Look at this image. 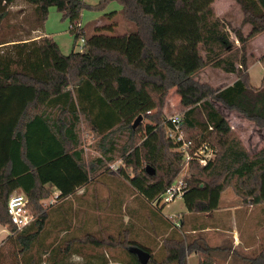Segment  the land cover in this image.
Instances as JSON below:
<instances>
[{"label": "trees", "instance_id": "16d2710c", "mask_svg": "<svg viewBox=\"0 0 264 264\" xmlns=\"http://www.w3.org/2000/svg\"><path fill=\"white\" fill-rule=\"evenodd\" d=\"M15 1L0 0V29ZM22 1L34 6L39 26L51 7L75 25L85 9L103 10L118 2L120 12L136 28L123 33L108 28L106 33L97 25L88 34L84 26L69 27L74 46L85 39L82 50L69 54L49 36L0 41V224L8 227L6 241L17 247L13 264L43 261L48 251L33 249L48 250L58 236L64 239L49 254L48 264H65L75 244L98 251L123 248L131 256L122 258L127 264H141L134 247L151 254L148 264H187V255L194 252L204 255L201 264H214L213 247L182 237L184 219L166 222L170 231L162 240L165 256L158 260L131 238L129 228L117 235L82 234L89 230L88 224L75 228L72 210L55 207L51 212L44 200L52 195L49 184L59 191L63 204L77 189L107 173L125 177L159 209L160 202L154 201L178 180L186 165L183 144L191 142L194 148H212L215 157L205 164L195 158L188 163L182 178L189 214L217 212L228 188L245 205H263L264 147L250 153L214 101L264 128V83L252 86L248 71V47L256 34L264 32V0H235L244 13L242 26L253 29L249 35L241 28L234 30L239 44L216 14L214 0ZM115 12L105 15L111 18ZM205 66L235 73L237 79L225 87H212L195 77ZM171 88L177 89L184 106L183 140L171 136L173 124L163 112ZM199 107L203 120L197 117ZM82 127L93 134L92 146L99 156L86 158ZM118 159L123 165L113 171L110 164ZM147 166L155 173L149 174ZM14 191L28 196L35 215L21 230L7 211ZM61 212L66 213L59 216L60 225L49 227L53 214ZM74 229H80L82 236H74ZM30 251L31 261L25 259ZM100 258V264L109 262L106 255ZM246 264H264V248Z\"/></svg>", "mask_w": 264, "mask_h": 264}, {"label": "rangeland", "instance_id": "374dc122", "mask_svg": "<svg viewBox=\"0 0 264 264\" xmlns=\"http://www.w3.org/2000/svg\"><path fill=\"white\" fill-rule=\"evenodd\" d=\"M89 4H98L100 0H84ZM213 8L218 16L223 18L227 24V29L229 30L230 36L233 40L236 39L234 30L241 28L245 35L251 34L253 29L250 25H244L242 26V20L244 17V13L242 9L240 8L239 4L235 0H214L212 3ZM121 5L118 2H111L108 4V6L103 10H89L85 9L82 12L81 17V23L86 29V32L88 34L94 33L95 24H98L102 27V31L108 32V28L114 30L116 33H123L127 31H134L135 30V24L132 22H129L126 20L124 15L120 12ZM112 11H117L114 14H112L111 18L106 17L105 14H109ZM37 14L35 13L34 6L31 4H28L22 0H17L14 3H12L9 6V13L5 20L3 21L2 27L0 29V41L4 40H11V39H33L37 37H42V30L49 34L47 36L52 37L60 46L61 50L65 54H69L73 49L76 51L79 50V46L81 45V39H79L76 43V46H74V36L69 30L70 21L68 19H62L61 13L56 9V7H51L49 11V15L47 20L42 26H39V21ZM100 20V21H99ZM99 21V22H98ZM42 27V29H41ZM111 30V31H112ZM110 32V31H109ZM236 44H239L238 40L236 39ZM202 53V56L205 57L206 52L204 50H200ZM248 58H249V75H250V83L255 88L261 87L264 83V32L256 34L253 39L251 40V43L248 47ZM237 76V75H236ZM195 77L198 81L205 82L212 87L219 88L224 87L228 84H230L235 75L226 73L220 69L212 68L205 66L200 71H198L195 74ZM214 104L217 106V108L228 118L234 132L238 135V137L242 140L245 147L248 149L250 153H256L260 149L264 147V128L259 127L254 122H251L247 119H245L243 116H241L237 111L228 109L222 105V103L214 101ZM184 106L181 104L179 93L175 88H171L166 96V100L164 103V116L166 119L170 117V115L178 112H183ZM197 117L200 120L204 119V113L202 109L199 107L197 110ZM82 134V144L86 153V158L88 157H96L99 156L100 153L97 152L92 144H93V134L88 132L87 130H84V127L81 129ZM203 154H206L210 156V158L215 157L214 150L212 148H209L208 150H202ZM115 162L121 163V166L123 165V160L118 159ZM201 164V163H200ZM189 165L186 164L180 173L178 180L181 179L185 174L188 173ZM117 171V170H114ZM121 176V175H120ZM105 181L104 179H97L92 184H95L97 188L100 187L98 184L104 185ZM95 187V188H96ZM49 190L51 191L52 195L44 200L45 207L51 209V212L57 208L60 207L61 209L67 211L72 210L73 212V220L72 225H74L75 228H78L81 223H83L79 219V215H82L83 209L79 206L82 205L83 201L79 202V197L76 195V193L66 199V201L62 204V200H56L54 199L55 196V187L50 185L48 186ZM96 188V191H97ZM106 188H108L106 186ZM93 191V190H92ZM224 198L227 199L228 194L235 195L232 188L226 189L224 192ZM222 193V194H223ZM227 196V197H226ZM237 198H239L237 195H235ZM92 199V198H91ZM88 198L85 200V202H88V206L85 207L87 211V217L86 222L88 223L89 230L85 231L82 230V234L85 233H93L95 235L105 236L108 234H114L116 233L114 231H107L105 229H102L99 231L98 228L94 229V219L92 218V215L88 214L92 213L93 207H92V200ZM241 199V198H240ZM181 197L176 198L175 201H179L181 203ZM62 204V205H60ZM164 204L161 202L160 205ZM264 205V204H263ZM149 207L150 204H148ZM166 206V205H164ZM239 209L235 210L233 214L229 215V213H226L223 217V225L228 227H236L237 229H242L244 226V217H245V209L247 205H245L241 199ZM226 208H221V210H225ZM92 210V211H91ZM66 212H61L58 214H53L51 223L49 224V227H54L55 222L58 223V226L60 225L59 216H62V214H65ZM180 219L185 220V226L184 229H186L189 226V223H200L201 221H214L216 216H219L218 213H212L211 215H206L205 213H185L180 212L175 214ZM166 222L173 220L172 217H164ZM168 218V219H167ZM249 220V219H248ZM67 221V218H65V223ZM63 222V219L61 220ZM171 222V221H170ZM98 223V222H97ZM249 224L251 227V220H249ZM7 226H3L0 224V263L1 264H13V262L16 259L15 256V250H17V247L10 241H6L7 235L9 234V231L7 229ZM177 231V230H176ZM80 234V229L77 231L74 229L73 235L74 236H82ZM44 237V236H42ZM227 237L231 238V235H223L222 239L223 241L227 240ZM64 237L58 236L55 240L54 246H51L48 248V250H45L44 248H41V250H35L33 249V252H45L48 254L44 255L43 261H40L38 264H48V258L49 254L54 251V249L59 245L62 244ZM40 240H42L40 238ZM46 242L49 241V238H45ZM44 241V240H43ZM52 241V239L50 240ZM40 244V241L38 242ZM38 247V246H37ZM39 248V247H38ZM74 253L70 254L68 256V261L65 262V264H99L101 261L100 256H103L106 254V252L110 255L107 256L108 261L112 260V264H115L117 261V264H122L123 261L120 260L122 258H131L130 255L125 252V249L123 248H117V249H110V248H103L100 251L98 249H93L91 246L84 247L80 244H75L74 247ZM162 248L158 250V252L155 253V258L158 260H162L165 256V251H161ZM238 252V250H237ZM161 253L163 255H161ZM32 254L34 253L27 252L25 255V259L31 261ZM120 258V259H116ZM110 262V261H109ZM64 264V263H61Z\"/></svg>", "mask_w": 264, "mask_h": 264}, {"label": "crops", "instance_id": "0c3cea01", "mask_svg": "<svg viewBox=\"0 0 264 264\" xmlns=\"http://www.w3.org/2000/svg\"><path fill=\"white\" fill-rule=\"evenodd\" d=\"M95 25L97 26L98 24ZM42 32L43 36L49 35L43 30ZM232 74L235 77L230 84L237 79L236 74ZM99 178L104 179L105 183L104 185L98 184L100 186L98 188L95 186L97 188L96 191L95 184L92 183ZM55 193H59L56 188ZM76 195L79 197V202L83 201L82 205L79 206L83 209L82 215H79V219L83 223L80 224L79 228H83L88 224L85 220L87 217L85 207L88 206V202H85V200L92 198L93 211L91 210L92 213H89L88 216L92 215L94 219V229L98 228V231L99 229L114 231L117 235L123 229L129 228L131 238L150 249L153 255L162 248V240L170 231L166 227L167 223L164 217H172V223H175L179 219L175 214L180 212L188 213L183 197H181V203L175 201V199L168 205L164 206L165 204H162L159 209H156L122 175L100 173L88 185L77 189ZM227 195V199L224 198V193L221 195L220 209L217 212L206 213V215L218 213L219 216H216L215 222L189 223V226L184 231L180 230V232L182 237H186L188 241H199L213 247L214 249L210 252V255L214 264H246L248 258L257 255L264 248V205H247L244 208L245 217L242 229H237L234 226H224V215L229 212V215L233 214L235 210L240 208L241 202V199L235 195L228 193ZM221 208L226 209L221 210ZM248 219L251 220L252 231ZM223 235H231V238L229 237L228 239L227 237V240L223 241ZM105 255L108 256L109 254L106 252ZM161 255L163 254L161 253ZM203 258L204 255L196 252L188 254L187 264H201L200 262ZM112 260L110 257V262L106 264H112ZM122 264L127 263L123 261Z\"/></svg>", "mask_w": 264, "mask_h": 264}, {"label": "built area", "instance_id": "2783aa9c", "mask_svg": "<svg viewBox=\"0 0 264 264\" xmlns=\"http://www.w3.org/2000/svg\"><path fill=\"white\" fill-rule=\"evenodd\" d=\"M83 26L81 24V20L77 22L75 25H70V28L80 27ZM81 45L79 46V50L83 49V45L85 42L84 38H81ZM173 124V132L171 136H177L178 140H183V133H182V115L181 112L174 113L170 115L168 118ZM177 133V134H176ZM183 148L185 149V162L186 164L189 163L191 159H197L201 164H205L206 161L210 158V156L203 154L202 150H208L209 148L205 146H200L194 148L191 145V142H184ZM121 166V163L114 162L110 164V168L112 170H118ZM186 184L183 181V178L177 180L164 194L160 196L159 199L154 201V204L158 202H163L165 205H168L170 202L175 200L176 198L183 197L184 190ZM54 199L58 201V194H55ZM29 198L26 194L21 191H14L8 200L7 203V211L11 218L12 223L16 226L18 230L25 228L26 226L30 225L34 219L35 215L28 207ZM8 229V228H7ZM9 231V230H8Z\"/></svg>", "mask_w": 264, "mask_h": 264}, {"label": "water", "instance_id": "95a60500", "mask_svg": "<svg viewBox=\"0 0 264 264\" xmlns=\"http://www.w3.org/2000/svg\"><path fill=\"white\" fill-rule=\"evenodd\" d=\"M141 120H142V116L140 115L135 120V122L133 124V127L135 128L141 122ZM147 172L149 174H154L155 173V170L151 169L150 166H147ZM132 250L137 255V258H138V260H139V262L141 264H148V262L150 261V258H151V254L148 251H146V250H144V249H142L140 247H134V248H132Z\"/></svg>", "mask_w": 264, "mask_h": 264}]
</instances>
